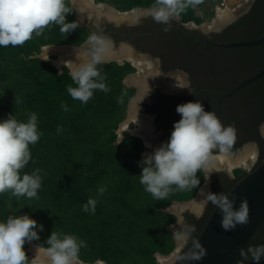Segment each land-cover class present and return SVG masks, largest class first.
I'll use <instances>...</instances> for the list:
<instances>
[{"label": "trees", "instance_id": "1", "mask_svg": "<svg viewBox=\"0 0 264 264\" xmlns=\"http://www.w3.org/2000/svg\"><path fill=\"white\" fill-rule=\"evenodd\" d=\"M204 1L190 0L188 9L181 12L183 19H193L197 23L208 19L209 14L198 11ZM94 2L124 12L133 8H152L155 0ZM66 5L71 11L66 15V21H75L69 0ZM262 30L253 39L264 33V27ZM90 33L83 26L64 34L58 25L50 24L40 36L33 35L23 45L0 47V119L11 113L25 120L29 113L35 112L38 128L43 132L39 141L30 146L32 160L22 170L31 172L37 167L43 170L38 198L16 197L9 192L0 194V218L28 214L42 224L43 231L38 233L40 239L30 242L37 246H47L45 241L53 230L78 235L87 244L80 253L85 263L99 260L105 264H157L156 253L165 256L174 249V238L167 227L176 218L164 210L174 202L192 199L204 183L203 171L197 173L200 179L197 188L175 191L162 201L154 199L139 183L141 140L124 134L118 144L114 143L115 130L124 119L128 101L134 94V89L122 81L134 69L128 63L98 65L106 75L105 82L110 91L97 90L87 104H81L66 91L72 79L65 66L59 73L49 61L33 57L43 46L81 45ZM246 89L254 96L248 111L255 115L258 125L264 121V77ZM118 97L122 98L120 102ZM62 101L68 104L70 111L61 109ZM58 125L63 128L60 134L56 132ZM258 143L261 152L257 164L264 156V142L258 139ZM234 173L238 179L245 172L235 169ZM99 186H106L107 191L98 197L95 213L82 211L88 198L96 197ZM213 207L211 204L192 238L195 239ZM191 244L192 239L178 264L182 263ZM262 244L264 223L248 245ZM23 247L25 250L26 243ZM242 258L252 259L247 252Z\"/></svg>", "mask_w": 264, "mask_h": 264}, {"label": "clouds", "instance_id": "2", "mask_svg": "<svg viewBox=\"0 0 264 264\" xmlns=\"http://www.w3.org/2000/svg\"><path fill=\"white\" fill-rule=\"evenodd\" d=\"M186 7L184 0H155L150 15L152 19L164 25L163 31H169L170 19ZM66 0H0V47L20 46L40 36L45 27L50 24L59 26L61 33L67 34L78 27L77 21H66L70 13ZM112 41L106 35L96 31L87 38V48L82 53L86 59L72 63L70 76L72 83L66 86L68 95L81 104H87L93 98L94 92L110 91L106 84V75L98 68L105 62ZM118 102L122 98H117ZM202 100L186 102L176 107L180 119L173 124V130L167 142L146 154L139 162L141 167L139 183L144 191L156 200H165L175 191H190L197 188L200 179L197 176L213 151L228 154L236 139L234 124L225 125L217 114L206 111ZM63 111H70L66 102H61ZM62 126H57L60 134ZM258 134L264 139V121L257 125ZM43 135L38 128V115L31 112L27 119L20 120L16 114H9L0 119V194L11 193L16 197L38 198L42 187V169L35 168L31 172L22 171L32 160L30 146L35 145ZM255 145V142H252ZM251 155L259 156V146ZM34 163V161H33ZM107 191L106 186H99L96 197H89L82 205V211L94 214L98 197ZM200 195L204 197L196 201L198 215H202L207 205L211 203L221 213V227L231 231L237 225L249 221V206L246 199L240 201L239 207H234L235 197L229 198V193L220 192ZM44 226L28 214L7 215L0 218V264H85L81 258V249L87 247L86 241L74 233H64L53 230L44 244L38 245L34 258L29 259L24 250L26 242L39 240V232ZM194 225L186 226L182 232L174 231L177 239L188 241L199 250L193 259L199 260L205 255V249L192 238ZM251 255L253 264H259L264 259V244L247 245L240 250ZM164 256V255H163ZM95 264H104L96 261Z\"/></svg>", "mask_w": 264, "mask_h": 264}, {"label": "flooded vegetation", "instance_id": "3", "mask_svg": "<svg viewBox=\"0 0 264 264\" xmlns=\"http://www.w3.org/2000/svg\"><path fill=\"white\" fill-rule=\"evenodd\" d=\"M150 11L151 8L136 10L137 16L132 21L109 19L103 15L96 25L93 24V19L85 25L91 32L96 31L111 39L113 42L110 47L111 53L122 57L130 55L137 62L143 64L147 62L151 65L152 72L143 71L140 75L130 63L121 61L119 64L128 63L134 72L126 76H135L134 78L143 76L145 84L140 97L135 84H124L133 88L137 94L136 97L132 96L135 100L132 102V112H128V126L134 127L135 121L148 123L149 129L145 138L153 139L155 147H159L162 142L168 141L174 122L181 118L176 112V107L200 99L205 110L214 111L223 124L235 125L236 139L229 155L235 157L242 149L256 151L255 145L259 146V156L252 161L250 160L252 158H249L247 167L241 168L245 173L252 170L261 152L258 139L264 142L258 134L255 115L248 111L253 104L254 96L250 89H246L248 86L222 99H217V96L230 91L243 79L262 68L264 45L216 48L196 40L194 36L216 43L253 39L259 30L263 31L264 0H240V3L229 11L228 16L213 25L205 21L197 23L193 19L184 20L180 11L170 19L171 27L167 32L163 31L164 25L152 19ZM252 142H255V145ZM217 154L220 152L214 150L212 155ZM210 171L207 194L223 192L230 188L237 178L234 170L228 167ZM210 205L211 203L207 205L202 215L192 213L191 208L182 213L180 231H184L188 225H194L195 232L192 236L196 234L200 228V220ZM182 241L183 245L177 251L173 264H178L190 239ZM94 263L95 261L87 264Z\"/></svg>", "mask_w": 264, "mask_h": 264}, {"label": "water", "instance_id": "4", "mask_svg": "<svg viewBox=\"0 0 264 264\" xmlns=\"http://www.w3.org/2000/svg\"><path fill=\"white\" fill-rule=\"evenodd\" d=\"M69 2L77 12L71 0H69ZM92 4L94 6L97 5L105 6L106 8L112 9L116 13H128L131 12L132 10L140 9V8H133L129 11L119 12L104 4L101 3L95 4L93 0H92ZM244 10L245 8H243L242 11ZM89 16L96 20L95 24L98 23L100 17H97L94 13H92ZM186 33L187 35L192 36L188 32ZM194 38L205 44H210L216 48H237V47H252L258 45H264V34L256 39L236 41L231 43H216L195 36ZM53 46L74 47L70 45H53ZM37 56L41 58V53L38 54ZM109 62L112 61H105L104 63H109ZM117 63L121 64L119 62ZM128 76L124 78L123 84H126L125 80ZM262 77H264V65L259 71L243 79L230 91L220 96H217V99H222L232 94H235L245 86H248L249 84L256 82ZM134 99L135 98L132 97L128 101L127 108H129V105ZM203 173L206 176V175H210L211 171L206 172L205 170H203ZM199 188L197 189L195 196ZM227 192L229 193L230 199L232 197H235L236 199V203L234 207L238 208L240 201L242 199L247 200L249 206L248 223L244 225H237V227L231 231H225L221 227V213L219 209L214 206L211 212L209 213V215L207 216L200 231L195 237V240L205 249V255L199 260L193 259L195 255L199 254V250L195 247V244H193L192 242L181 264H253L252 259L242 258L243 255H241L240 250L247 247V245L249 244L250 240L252 239L256 231L264 223V156L261 158L260 162L252 170L244 173L242 176L236 179L232 187ZM195 196L193 198H195ZM191 200L184 202H174V203L175 204L188 203ZM174 241L176 245V240L174 239ZM172 252H170L169 254H171ZM259 264H264V259L259 261Z\"/></svg>", "mask_w": 264, "mask_h": 264}, {"label": "bare ground", "instance_id": "5", "mask_svg": "<svg viewBox=\"0 0 264 264\" xmlns=\"http://www.w3.org/2000/svg\"><path fill=\"white\" fill-rule=\"evenodd\" d=\"M240 0H237V2ZM72 4L74 5V7L76 8L77 12L79 15H82V13H89V15H91L92 13H94L97 17H102L103 15L108 17L109 19H114V20H134L137 16L136 14V10H132V12H128V13H116L115 11H113L112 9L109 8H104L102 5H97L94 6L92 4V0H71ZM235 2V1H234ZM228 2V7L225 10L222 11H218L217 13V22L221 21L222 19H224L226 16H228L230 8H232L233 3ZM232 6V7H231ZM103 8V9H102ZM80 18V17H79ZM216 22V23H217ZM68 47L66 46H53V45H48V46H43L42 47V53H41V58L42 59H46L48 58L49 55H53L55 56V58L51 61L52 64L54 65V67H56L57 69H60L62 66H66L69 70V72H71L72 70V64L68 63V62H72V63H78L80 59H86V57H83L80 53L74 51V50H67ZM105 61H116V62H121V61H126L128 63H130L134 68H136V70L138 71V73L140 74L141 72H152L151 70V65L149 63H145L143 64L142 62H137L135 59H133L130 55H126L125 57L122 56H118L111 53L110 50L106 55V59ZM135 76H128L125 80L126 84H135L137 89H138V96L140 97V94L143 92L144 90V82H143V76L141 77H137L134 78ZM174 84V83H173ZM134 101V100H133ZM132 101V102H133ZM131 102V104L129 105V111L132 112L131 110L133 109V103ZM149 129L148 123L146 122H142V121H135V127L133 129H130L127 125L126 122L122 123L120 125V131H125L128 132L132 135L138 136L140 138H142V140L144 141V146L145 149L147 150L145 154L149 153V149H151V145L149 143V141L145 138V134L147 132V130ZM253 149H246L244 152H242L240 155H237L235 157L229 155V154H225V153H221V154H217V155H211L209 157V159L206 161V163L203 166V170L210 171V169H219L222 167H228L230 170H235V169H240L241 168H246L247 167V161L249 158L251 161L254 159L253 156L251 155L253 153ZM203 191L204 194L206 195L208 192L207 189V185H204L202 187L199 188L195 199L191 202L188 203H182L180 205V209H184L187 207H190L192 210L198 211L197 206H196V201H199L200 199H203L204 197H202L200 195V191ZM181 245V242L177 243V249H179V246ZM30 246V255H31V259L34 258L35 254H36V248L37 245L29 243ZM177 251H173L172 254L170 256H161V255H157V262L159 264H171L173 262V259L175 257Z\"/></svg>", "mask_w": 264, "mask_h": 264}, {"label": "rangeland", "instance_id": "6", "mask_svg": "<svg viewBox=\"0 0 264 264\" xmlns=\"http://www.w3.org/2000/svg\"><path fill=\"white\" fill-rule=\"evenodd\" d=\"M189 1L190 0H184V3L186 4V7L182 10V11H184V10H187L188 9V7H189ZM232 1L234 2L233 3V7L234 6H237L239 3H240V1H238L237 2V0H205L202 4H201V6L198 8V11L200 12V13H206V14H209L210 15V17L212 18V19H205L204 21L205 22H208V23H210V25H213L214 23H216L218 20H217V13H218V11H222V10H225L227 7H228V2H230V3H232ZM93 2H94V0H93ZM95 4H97L96 2H94ZM101 4H104V5H106V6H109V7H111V8H113L112 6H110V5H107V4H105V3H101ZM221 4H223V6H221ZM72 6V5H71ZM231 6V7H232ZM73 7V6H72ZM104 8H106L105 6H103ZM232 7V8H233ZM220 8V9H219ZM232 8H230V10L232 9ZM74 9V8H73ZM103 9V8H102ZM113 9H115V8H113ZM116 10V9H115ZM74 12H75V21H77L78 22V27H83V26H85L86 24H88L90 21H91V19H93V24H95V22H96V20L94 19V18H91L90 16H89V13H82V15H79L78 14V12H76L75 11V9H74ZM80 17V18H79ZM217 20V21H216ZM96 25V24H95ZM70 46H72V45H70ZM87 48V41L86 42H84V43H82L81 45H78V46H74V47H68V49L67 50H69V51H71V50H74V51H76V52H78V53H80L81 55H82V53L84 52V50ZM40 53H42V47L40 48V51H39V53H37V54H35V55H33V57L34 58H38L39 60H41V61H45V62H50V64L52 65V66H54L53 64H52V60L55 58V56H53V55H49L48 56V58H46V59H42V58H39L37 55L38 54H40ZM53 58V59H52ZM62 67H64V66H62ZM62 67L60 68V69H57L56 67V70L60 73L61 71H62ZM66 67V66H65ZM67 68V67H66ZM67 73L70 75V72H69V70H68V68H67ZM140 75H142V74H140ZM126 83V82H125ZM131 88V87H130ZM135 94V93H134ZM136 95L137 94H135V95H133L134 97H136ZM135 100V99H134ZM128 112H129V108H127L126 107V111H125V117H124V119L118 124V126H117V129L115 130V134H116V138H115V144H118L121 140H122V138L124 137V134H126V135H128V136H133V137H137V138H139V139H141L140 137H138V136H135V135H132V134H130V133H128V132H125V131H120V125L122 124V123H124V122H126L127 123V125L129 124V120H128V117H129V114H128ZM130 126V125H129ZM128 126V127H129ZM134 127H135V125H134ZM133 126H130L129 128L130 129H133L134 128ZM147 140L149 141V143H150V145H151V149H149L148 151H149V153L151 152V151H153L156 147H155V145H154V141H153V139L151 140L150 138H147ZM141 142H142V146H143V151H142V153L140 154V158H141V160L145 157V153H146V149H145V146H144V141L143 140H141ZM167 142V141H166ZM244 151V149H242L238 154H240V153H242ZM221 154V153H220ZM238 154H236V155H238ZM235 155V156H236ZM203 171V170H202ZM203 175H204V173H203ZM208 176L209 175H204V183L200 186V187H202V186H204V185H207V183H208ZM195 196V195H194ZM195 198H193L191 201H193ZM190 201V202H191ZM180 205L181 204H175V203H172L170 206H168L164 211L165 212H167V213H170V214H172L173 216H175V218H176V220H175V222L173 223V224H171V225H169L168 227H167V230L169 231V232H172L173 234H174V231H179V232H181L180 231V229H179V223H180V221H181V214L182 213H184V212H187V211H189V210H191L190 209V207H187V208H184L183 210L182 209H180ZM192 211V213H194V214H196V215H198V211H195V210H191ZM174 237V239L176 240V245H174L175 247V249H173L174 251H179L180 249H181V247H182V245H183V241L181 242V240L182 239H177L175 236H173ZM178 242H181V245L179 246V249L178 250H176L177 249V243ZM33 244V243H32ZM29 249H30V246H29V242H26V249H25V251H26V253H27V257L29 258V259H31V253H30V251H29ZM172 250V251H173ZM171 251V252H172ZM176 253H178V252H176ZM172 254V253H171ZM171 254H169V255H165V257H167V256H170ZM157 253L154 255V257H155V260H156V262H157ZM175 256H176V254H175ZM157 264H159L158 262H157ZM173 264V263H172Z\"/></svg>", "mask_w": 264, "mask_h": 264}, {"label": "built area", "instance_id": "7", "mask_svg": "<svg viewBox=\"0 0 264 264\" xmlns=\"http://www.w3.org/2000/svg\"><path fill=\"white\" fill-rule=\"evenodd\" d=\"M221 6H223V4H221Z\"/></svg>", "mask_w": 264, "mask_h": 264}]
</instances>
